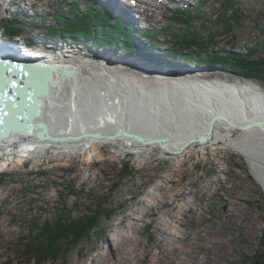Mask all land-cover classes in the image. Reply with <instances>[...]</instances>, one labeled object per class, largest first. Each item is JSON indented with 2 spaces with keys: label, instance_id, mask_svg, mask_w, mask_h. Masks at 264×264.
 <instances>
[{
  "label": "rangeland",
  "instance_id": "1",
  "mask_svg": "<svg viewBox=\"0 0 264 264\" xmlns=\"http://www.w3.org/2000/svg\"><path fill=\"white\" fill-rule=\"evenodd\" d=\"M231 1V9L222 18L225 0H124L131 11L132 7L140 11V19L131 11L107 8L100 3L104 10L96 8L95 16L105 11L111 21L123 16L120 23L126 29L136 23L137 30H143L144 34L145 29L150 31L140 42L142 49H136L130 39L122 40L124 42H119L117 47L107 43V47L101 48L89 39L83 40L87 36L79 29L75 35L69 25L76 27L71 20L81 15L77 9H91L79 6L74 7L75 11L69 8L71 0H0V10L4 5L2 12L8 22L14 21L22 29L25 40L41 41L31 48L42 47L41 50L49 54L53 50H45L53 45L57 53L52 55L71 54L83 61L80 66L89 73L107 61L102 55L127 53L124 59L135 63L129 65L123 61L125 66L152 77L151 69L167 67L136 63L140 58L146 60L144 63L149 62L151 57L143 59L140 55L150 51L154 53L145 54L190 65L192 69L170 71L187 81L243 79L260 85L264 91V73L262 77H253L243 66L249 61L256 62L264 71V0ZM186 6L190 7L184 9ZM233 11L237 13V21L232 20L231 26L225 25L224 18ZM58 13L67 18L66 22L58 21ZM4 21L0 22V28H5ZM52 24H55L54 30L50 32ZM95 31L109 34L99 27ZM49 32L52 39L46 36ZM60 51L62 53L58 54ZM92 52L94 57L90 56ZM212 52L219 54L216 55L217 65L203 59L204 54ZM234 56L244 58L243 68L235 66ZM66 59L71 60V57ZM200 70L203 73L197 72ZM238 134L236 132L226 143L209 145L204 150L195 147L184 162H179V157L186 158V155L171 158L159 149L137 153L123 145L104 147L100 157L91 159L82 151L59 155L50 150L42 155L24 156L23 161L17 155L20 154L18 149L13 155L0 154V264H92L100 252L114 243L117 230L126 231L128 213L143 204L141 201H146L154 188L163 194L166 202L158 200L159 207H153V214L148 213L141 221L142 245L131 255L132 264H255L256 259L264 264V135L259 132ZM212 151L223 156L221 162L210 157ZM126 162L134 169L129 176L123 171ZM168 176L172 180L167 181ZM97 211L100 218L91 222H95L96 227L83 238L81 232L78 243L72 241L64 245V241L58 239L65 233L62 229L71 223L75 226L74 221ZM174 214L181 216V222H173L172 228L184 236L177 247L183 246L185 251L181 256L170 258L167 251L163 253L160 242L164 234L157 222L163 216ZM46 222L50 231L61 228L57 235H51L50 231L37 234L34 226ZM46 239L54 241L40 253L38 243ZM55 248L58 249L55 251ZM178 252L174 250V254ZM33 253L40 254L38 261L30 259ZM57 253L58 258H50Z\"/></svg>",
  "mask_w": 264,
  "mask_h": 264
},
{
  "label": "bare ground",
  "instance_id": "2",
  "mask_svg": "<svg viewBox=\"0 0 264 264\" xmlns=\"http://www.w3.org/2000/svg\"><path fill=\"white\" fill-rule=\"evenodd\" d=\"M82 1L104 3L107 8L120 7V9H124L125 11H131L128 6L124 5V0ZM4 8L5 6L3 5L0 10V14L3 13L0 15L1 24H3V20L6 18L5 13L2 12L5 10ZM132 10V15L134 16L137 14L136 17L140 19V15L138 14L140 11L137 10L136 7H132ZM121 17L123 18V16ZM21 20L22 18H19L18 21ZM134 25H136V23H134ZM134 25L129 26V29L133 34L130 40L136 49H142L140 42L144 35H149L146 33L144 34L143 30H137V26ZM0 29V32H5V28ZM2 35L3 34L0 33V55L8 56L12 55L13 52L15 57L19 59L27 57H34V59L47 58L52 60L54 64H57L58 67L83 63L81 59L75 58L71 54L69 56L66 54L55 57V55H52L56 52L53 49V45L52 48L47 47L45 50V52L53 50L49 52V54L44 53V51L41 50L43 49L42 47L36 46V48L33 49L29 48L35 43L39 44L41 41L38 39L33 41L30 38L25 40L22 36H19V38H9L6 37L5 33L3 36ZM17 38L22 39V41L23 39L25 40L22 43L24 46H20ZM46 42H49L50 44L52 43L51 41H45V43ZM4 43L6 44L3 45ZM6 47L8 48L7 50L4 49ZM144 47L150 50L149 46L144 45ZM57 49L59 48L57 47ZM144 52L154 53L150 51ZM61 53L62 52L60 51L58 54ZM145 53L140 56H142L143 59L151 57V60L144 63L143 61L146 60L140 58L136 63L153 67H158V65H160L159 67H162V65L166 66L167 68L159 70L151 69L152 73H150L156 77L160 75L159 77L165 79L152 78V82L154 83L135 80L134 82L126 81L128 83L123 84L124 81H116L118 79L111 82L110 77L106 76L100 75V78H98L107 84H113L116 81L115 83L118 84L117 86L122 90L121 92L129 91L131 92L128 93L129 95L132 94L137 97H141V94L143 93L141 92L139 95V88H145L147 93L152 90L156 91V93H165V97L161 101L153 103L151 107H139L138 110L136 108L134 109V106H127L125 100L115 102L114 99L116 97H121L122 99L125 95L114 92L110 95V93L108 94L106 90H102L99 86L98 88L94 87L96 85L94 82L98 83L96 80H93V82L77 76L78 78L75 80L70 81L67 79L69 81H65L57 75V78L50 83L51 94L45 97L44 112L40 117H37L35 121H47L50 125L51 133L54 135H61L67 131L70 132L68 130L69 128H71L70 133H76L80 130H97L103 128L109 133H112L115 130L114 124H119L131 131L145 136L147 139L158 137L170 138L171 141L167 142L166 148H162L159 143L143 144L128 137L109 136L103 138H82L75 141L57 142L51 140H39L35 134L31 135L13 132L4 139H0V154L4 155L9 153L13 155V151L18 149L19 151H16L20 152V154L17 153V155L20 156L19 159L23 161L24 156L28 157L30 154L34 153L42 155V153L50 150L55 151L59 155L77 154L82 151L87 155L88 159H91L94 157H100L102 155L101 151L104 147L111 146L115 148L123 145L127 149L133 150L137 153L145 150L159 149L164 155L171 158H177L179 155H186V158L179 157V162H184L189 159L190 152L195 147H200L201 150H204L208 148L209 145L216 146L222 144V142L228 141L230 137L234 136L236 132H239V134L259 132L264 135V91L260 85L249 80L235 78L214 81H187L186 79L180 78V75H175L177 73H171L170 71L192 69L190 65L178 62H168V60L165 61L160 55H158L159 57L154 56L153 58V55ZM94 55L95 54L92 52L90 56L94 57ZM125 55H127V53L112 54L110 56L102 55V58L104 61L107 60L106 62L125 68L126 66L124 65V62L129 65L135 63L129 59H124ZM64 56H66V58L71 57V60L73 61L67 60ZM85 58L89 59L90 57ZM117 60L118 63H114V61L116 62ZM145 68L146 67L143 66L142 69L144 70ZM131 69L134 72L137 71V69H133L132 67ZM197 72L203 73L202 70ZM141 74H144V72ZM72 89H76V92L78 93L77 109H68V107L62 109L61 105L68 106V103L70 104ZM95 96L98 98L101 97L102 106L99 107L100 109H97L94 106L92 98ZM217 114L223 115L226 119L213 122V129L209 139L206 142H199L197 138L202 134L208 133L212 119ZM183 145H185V148L180 151L179 149ZM210 157L214 159L215 162H221L223 158L222 155L217 154L214 151L211 152ZM205 158L206 157L203 159ZM169 179L172 180V177L168 176L167 181H169ZM155 189L156 188L148 193L146 201L144 199L141 201L143 204L128 213L130 219L126 224V231L117 230L114 243L112 242V244H110L109 249L100 252L97 256L98 258L95 257L93 259L92 264H132L131 262L133 259H131V255L136 254L138 248L142 245V239L140 237L142 226L141 221L144 220L148 213L153 214L151 209L158 206V203H156L158 200L162 201V203L166 202L163 194ZM162 203L160 202V204ZM181 212L182 211L180 210L178 213L180 214ZM179 214L169 215L167 217L163 216L157 222L158 229L164 234L163 240L160 242L163 244V253L167 251V255L170 258H174L177 255L181 256L182 252L185 251L183 246L180 248L177 247V243L184 237L183 234H181L179 230L177 231L175 228H172L173 222H181V216ZM176 249L179 251L178 254H174V250ZM159 260L161 261L163 258L161 257ZM150 264L155 263L152 262Z\"/></svg>",
  "mask_w": 264,
  "mask_h": 264
},
{
  "label": "water",
  "instance_id": "3",
  "mask_svg": "<svg viewBox=\"0 0 264 264\" xmlns=\"http://www.w3.org/2000/svg\"><path fill=\"white\" fill-rule=\"evenodd\" d=\"M5 44L6 43L3 45ZM4 49L7 50L8 48L6 47ZM97 67H99L97 68L98 70L89 73L85 71V69L83 70L80 64L68 66L63 65L58 67L57 64H54L52 60L47 58L34 59V57H27L19 59L15 57L13 52L12 55L8 56L0 55V139H4L13 132L31 135L35 134L39 140H51L57 142L75 141L82 138H103L112 136L128 137L143 144L159 143L162 148H166L167 142L171 141L170 138L158 137L147 139L145 136L131 131L119 124H114L115 130L112 133H109L105 128L97 130H80L76 133H70L71 128H69L68 130L70 132L67 131L61 135H54L51 133L50 125L47 121H35V119L40 117L44 112L45 97L51 94L50 83L57 78V75L65 81L75 80L79 76L84 80H96L98 83L93 81L96 84L94 87L98 88L99 86L102 90H106L108 94L110 93V95L113 92L125 95L122 99L121 97L113 99L115 102L125 100L127 102V106H134V109L136 108L138 110L141 106L148 107L150 104L161 101L165 97V93H156L154 90L147 93L145 88H139L138 90L139 95L143 92L141 97H137L132 94L129 95L128 93L131 92H121L122 90L119 86H117L118 84L115 83L116 81H124L123 84H126L128 83L126 81L134 82L135 80L152 82V78H165L138 74L136 72H131V67L128 68L126 66L125 68H120L109 62L102 63ZM100 75L110 77L111 82L116 79L118 80H116L113 84H107L99 79ZM77 96L78 93L76 92V89H72L70 104L68 103V106L61 105V108L64 109L68 107V109H77ZM92 99L94 106L97 109H100L99 107L102 106L101 97L98 98L95 96ZM221 119L226 118L220 114L215 115L212 119L208 133L200 135L197 140L199 142H206L211 135L213 122ZM184 148L185 145H183L179 150L182 151Z\"/></svg>",
  "mask_w": 264,
  "mask_h": 264
},
{
  "label": "trees",
  "instance_id": "4",
  "mask_svg": "<svg viewBox=\"0 0 264 264\" xmlns=\"http://www.w3.org/2000/svg\"><path fill=\"white\" fill-rule=\"evenodd\" d=\"M72 1L73 2L68 4L69 8L71 7V9H74V7H75V9H77V8H79V6L86 7V10H87V7H89V9H91L90 11H80V10L77 9L78 14H81V15L77 16L76 18H73L72 20L70 19L71 21L75 22V23L74 22L73 23L76 24V27H72V25H69V29L71 30V32H73V33L75 32L74 33L75 35H77V32H78L77 29H79V31H81L82 35L87 36L86 38H83V40H88L89 39V42H91L93 44H96V45L100 44V47L103 48V47H107V46H105L107 43L111 47H115V46L117 47L119 42H121V43L124 42L122 40H125L126 42H128L129 39L132 38L133 34L131 33L130 29H126L125 25L120 23V21L122 20V17L118 18V19H115V21L108 20L107 19L108 15L106 14L105 11L99 12L100 15L95 16V14L97 12L95 10L96 8L98 10L99 9L100 10L101 9L104 10L101 7L100 3H92L91 1L84 2L82 0H72ZM225 2H226L225 9L223 10V13H221V15H220L221 18L225 15L224 13L228 12L231 9V7H232L231 4H230V2H232L231 0H225ZM189 7L190 6H186V7H184V9L185 8H189ZM199 8H200V6H199ZM62 12H63V10H62ZM65 14H67V13H65ZM88 15L91 16L92 19H89ZM228 16L229 17L224 18L223 23L225 22V25L228 24L229 26H231V21L232 20H236L237 21V18H238L237 17V13H236V11H233V13L228 15ZM58 17H59V20H58L59 22L60 21H65L66 22V20H67V18H64V16L62 14H60V13H58ZM70 18H72V17H70ZM16 20H19V17H17ZM59 22L57 24H59ZM67 22H69V21H67ZM108 22L109 23L111 22L112 23L111 26H114V27L112 28L111 26H109ZM55 24H52L53 28L47 27L46 29L49 28L48 30H50V32L53 31ZM4 27H5L6 37H14L15 35H23L22 34L23 33L22 29L18 28L17 23H15L14 21H9L8 22V18H5ZM96 27L108 30L109 34H107V32L105 33L104 31L96 32L95 31ZM124 27H125L126 31L124 30ZM146 31H147L146 34L149 35L148 33H150V31L149 30H146ZM50 32L47 33L46 36L49 39H52V36L50 35ZM78 35H79V33H78ZM151 36H152V39H153V35L152 34H151ZM79 41H80V39L78 40V42ZM216 55L218 56L219 54L217 52H212V54H209V53L208 54H204L203 55L204 56L203 59L205 61L208 60V62H211L212 64H216L217 65L218 64V60L216 59ZM221 55H223V53ZM233 59L236 62V65H235L236 67H239V66H241L242 68H243V66H244V68L247 67L250 70V72H251V76H253V77L254 76H256V77H262L263 76L264 71L261 70V66H258V64L256 62L249 61L248 63H246L245 65L242 66V63L246 62V61H244L243 57H240V56H236L235 57L234 56V58L232 57V60ZM123 171L127 172L126 176H129V175H131L134 172L133 166L130 165V162H126L125 163V167H123ZM98 211L95 214L86 215L85 217H83V220H80L78 222H77V220L74 221L73 223H77L75 226L71 225L72 223L69 224L67 227H65V229H62V230H64L65 233H63L62 237L58 238V239H60L62 242L64 241V245H67V244L69 245V243H72V241H75L74 243H78L79 241L77 239H78V236L80 235L81 232H83V236H82V238H83V237L87 236L96 227V223L93 222L94 224H92L91 222L93 220H96L97 218H100V214H99ZM34 229H37V234L38 235L39 234L40 235L41 234H49L47 232L50 231V225L46 222V223L41 224L40 226L35 225ZM59 230H56V231L51 230L50 231L51 235H53V236L57 235V232ZM53 236H51V239L55 240V238H53ZM79 239H81V238H79ZM54 240L46 239V242L38 243V248L40 249L39 250L40 253H44L43 250L46 247H49V245L51 246L52 245L51 242H53ZM54 242H56V240ZM60 244L63 245L62 243H60ZM72 245H74V244H72ZM57 249L58 248H55L54 250L56 251ZM56 256H59L58 253L50 256V258H52V257L55 258ZM40 257L41 256H40L39 253H35V254L33 253L30 256V259H35V261H38L40 259ZM54 258H52V259H54ZM56 258H58V257H56ZM254 263L255 264H261L257 259L254 261Z\"/></svg>",
  "mask_w": 264,
  "mask_h": 264
}]
</instances>
